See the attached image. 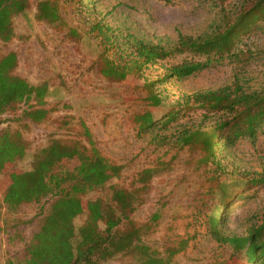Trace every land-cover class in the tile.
<instances>
[{"label": "trees", "instance_id": "obj_1", "mask_svg": "<svg viewBox=\"0 0 264 264\" xmlns=\"http://www.w3.org/2000/svg\"><path fill=\"white\" fill-rule=\"evenodd\" d=\"M98 1L63 0L72 23L61 19L58 8L56 12L48 3L37 5L35 18L49 22L53 14L58 15L71 38L94 42L98 50L95 63L102 77L111 82L130 77L129 83L140 92L144 104L147 102L150 108L160 106L134 111L130 117L137 136L151 134L171 156L167 160L156 158L153 164L124 177L123 166L97 146L81 118L76 135L51 136L33 154L30 169H16L4 189L0 206L9 212L39 200L44 202L22 257L15 262L8 259L5 264H102L118 254L129 255L128 264H174V257L186 249L189 238L180 240L179 246L153 250L142 238L151 232L158 213L145 221L135 220L132 215L145 202L159 168L173 163L184 148L197 154L191 158L198 171L193 202L206 232L228 250L226 260L242 254L247 264H264V211L246 226L242 245L238 236L223 230L229 218L227 212H231L227 210L238 201L247 202L264 188V172L241 168L229 160L241 139H256L264 132V84L250 89L245 79L235 74L230 83L213 89L174 94L168 87L171 79L183 80L227 59L237 64L246 62L247 55L237 46L244 35L264 22V0H243L235 14L223 8L220 25L199 36L179 33L172 45L154 43L112 25L106 19L108 13H99V17L93 12L91 4L97 5ZM23 10V0H0V40L8 42L16 35L13 18ZM185 53L197 58L168 62ZM18 63L14 51L0 56V117L32 100L35 104L22 112L19 121L41 123L53 110L44 107L50 81L30 82L16 72ZM156 66L162 70L153 75ZM171 98L173 102L168 101ZM185 117L187 120L173 127ZM61 122L69 130L74 128L70 120ZM168 129L169 133H164ZM29 146L19 130L0 128V176L7 164L15 167ZM66 158L77 163L72 171L61 164ZM110 177L117 182L108 186ZM96 191L103 192L104 197L88 202L86 218L76 229L74 218L83 197Z\"/></svg>", "mask_w": 264, "mask_h": 264}, {"label": "rangeland", "instance_id": "obj_2", "mask_svg": "<svg viewBox=\"0 0 264 264\" xmlns=\"http://www.w3.org/2000/svg\"><path fill=\"white\" fill-rule=\"evenodd\" d=\"M242 1L99 0L97 5L91 4V8L98 15L108 13L106 19L114 26L120 25L124 30H130L154 43L161 41L172 45L179 33L199 36L211 31L222 23L223 8L228 13L235 14ZM39 3H48L55 10L58 8L61 19L72 23V16L65 9L63 0H23L24 10L13 18L16 35L8 42L0 40V56L10 51L17 53L18 74L32 83L49 79L44 107L53 108L49 118L38 124L29 122L28 119L19 121L22 112L30 104H35L32 100L19 104L14 113H6L0 117V128L19 130L30 142L25 156L15 167L7 164L0 176V201L6 185L17 172L16 169L29 170L33 154L45 146L51 136L67 137L79 133L80 118L89 127L97 146L123 166L124 177L153 164L156 158L169 159L171 152L165 153L167 148L152 139L151 134L137 136L135 133L131 113L144 111L150 105L142 102L140 92L129 83L130 77L115 82L102 77L95 63L98 50L94 42L71 38L68 28L63 26L58 15L53 14L49 22L36 19ZM237 49L247 55L246 62L237 64L227 59L183 80L171 79L168 83L169 90L179 94L213 89L230 83L235 74L245 79V84L250 89L260 88L264 84V22L244 35ZM191 58L197 57L185 53L170 58L168 62L176 63ZM161 70L162 67L156 66L152 74L160 73ZM168 101L173 102L174 99ZM152 107L150 109L160 108ZM62 120H70L74 128L69 130L62 124ZM185 120L187 117L174 123L173 127ZM169 131L170 129L164 133ZM193 157L196 158L197 154L189 153L186 148L182 149L174 162L160 167L159 173L151 180L145 202L132 215L138 221H145L154 213L159 215L151 232L142 238V242L153 250L163 251L167 247L179 246L180 240L189 238L186 249L174 257V264H247L242 254L226 260L228 250L211 238L198 217L193 202L198 171L194 161H191ZM229 160L241 168L264 172V132L259 133L256 139H241ZM61 164L68 171L77 166L76 161L71 158L63 159ZM116 182V178L110 177L107 185ZM99 196L104 197V193L90 192L83 197L74 218L76 229L86 218L88 202ZM43 203V200H39L23 206L15 213L7 211L1 204L0 264H5L8 259L15 262L22 257L25 244L37 228V215ZM227 211L231 212H227L229 218L223 230L238 236L242 245L245 242L246 226L255 215L261 216L264 211V188L259 189L247 202L238 201ZM101 227L104 225L101 224ZM193 234L196 236L190 239L189 236ZM130 261L129 255L118 254L102 264H128Z\"/></svg>", "mask_w": 264, "mask_h": 264}]
</instances>
